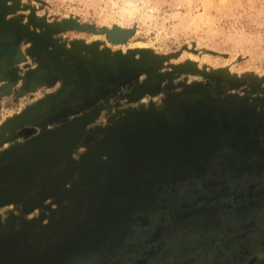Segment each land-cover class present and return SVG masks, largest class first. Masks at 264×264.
I'll use <instances>...</instances> for the list:
<instances>
[{"label": "rangeland", "instance_id": "obj_1", "mask_svg": "<svg viewBox=\"0 0 264 264\" xmlns=\"http://www.w3.org/2000/svg\"><path fill=\"white\" fill-rule=\"evenodd\" d=\"M0 264H264V0H0Z\"/></svg>", "mask_w": 264, "mask_h": 264}]
</instances>
